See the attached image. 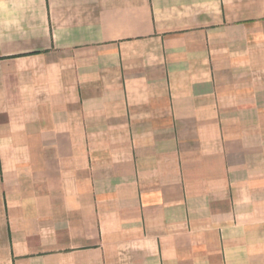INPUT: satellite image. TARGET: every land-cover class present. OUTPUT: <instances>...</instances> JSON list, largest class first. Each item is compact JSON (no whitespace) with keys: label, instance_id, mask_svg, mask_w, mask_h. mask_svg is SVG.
Wrapping results in <instances>:
<instances>
[{"label":"crops","instance_id":"crops-1","mask_svg":"<svg viewBox=\"0 0 264 264\" xmlns=\"http://www.w3.org/2000/svg\"><path fill=\"white\" fill-rule=\"evenodd\" d=\"M0 264H264V0H0Z\"/></svg>","mask_w":264,"mask_h":264}]
</instances>
